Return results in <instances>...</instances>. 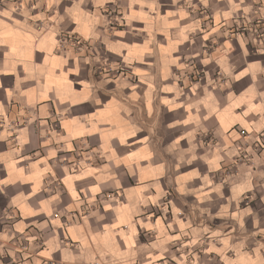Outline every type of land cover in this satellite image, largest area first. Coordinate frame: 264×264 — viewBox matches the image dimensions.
Instances as JSON below:
<instances>
[{"label":"crops","instance_id":"1","mask_svg":"<svg viewBox=\"0 0 264 264\" xmlns=\"http://www.w3.org/2000/svg\"><path fill=\"white\" fill-rule=\"evenodd\" d=\"M259 16L0 0V264H264Z\"/></svg>","mask_w":264,"mask_h":264},{"label":"built area","instance_id":"2","mask_svg":"<svg viewBox=\"0 0 264 264\" xmlns=\"http://www.w3.org/2000/svg\"><path fill=\"white\" fill-rule=\"evenodd\" d=\"M255 22L257 23V26H258V31H257V35L261 38V42L264 43V16H259V18L257 17V19H255ZM247 27L245 26H242V31L244 33H247L248 32V29H246ZM69 41H72L73 43L77 44L78 47L81 46V44L83 43L81 39L79 38H72V37H69L68 39ZM262 79L264 81V71L262 73ZM260 137L264 138V133H262L260 135Z\"/></svg>","mask_w":264,"mask_h":264}]
</instances>
